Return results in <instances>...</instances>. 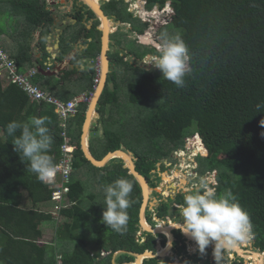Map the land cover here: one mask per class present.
Listing matches in <instances>:
<instances>
[{"label":"trees","instance_id":"16d2710c","mask_svg":"<svg viewBox=\"0 0 264 264\" xmlns=\"http://www.w3.org/2000/svg\"><path fill=\"white\" fill-rule=\"evenodd\" d=\"M144 1L146 10L157 9L164 15V20L170 21L169 26L182 34L190 54L191 71L183 88H177L152 71L142 72L137 85L127 86L128 103L130 101L136 108L145 104L152 106L153 110L143 121L141 133L152 142L154 149L146 156L128 149L138 158L136 170L148 177L158 160L173 149L184 148L185 141L198 134L205 148L203 169L208 166V171H217L218 194L231 190L237 196L241 206L250 214L255 245L264 250V109L262 112L256 110L258 103H264V0ZM21 3L16 0L14 4H19L26 25L34 29L44 15L40 14L38 6ZM25 30L24 27L21 31L22 37ZM20 48L18 57L21 60L15 56L11 58L17 73L22 74L19 71L21 62L29 54L27 47ZM4 77L9 82L5 87L1 83ZM68 78L65 80L67 85L72 84L69 81L74 78ZM44 87H48L51 95L69 100L65 94H57V84H44ZM119 100V92L115 89L105 90L101 97L100 112L101 115L106 114L102 120V136L96 134V128L90 140V151L98 160L124 146L116 132H106L104 128L110 113L117 116L118 108L123 106L117 105ZM86 109L85 104L79 106L76 116L68 121L64 139L54 108L43 102L30 103L18 85L12 83L6 71L0 68V133L5 132L10 121H27L33 116L48 117L50 123L47 126L54 138L51 149L54 162L58 166L63 158H70L71 172L84 164L91 166L80 149ZM12 139L11 136L0 135V264H57L56 257L49 256L50 246L37 243L42 237L41 226L50 221L55 222L56 239L60 235L74 242L70 253L60 255L61 264H111V255L116 251L143 253L146 249L153 250L154 243L139 244L135 241L140 189L121 161L113 160L99 170L109 175L110 183L119 178L132 182L130 197L135 201L129 215L131 231L125 235L122 233L125 238L118 242L114 239L106 241L103 234L99 235L97 252L93 254L80 233L84 220L90 218L88 211L80 205L84 196L82 182L70 179L69 175V181L63 185L68 188L65 199L71 204L62 208L59 206L61 203L51 198L59 184L41 182L28 171L13 151ZM156 139L162 140L163 145L159 147ZM91 144L97 146L98 153L93 152ZM62 147L67 149L66 154ZM200 166L198 168L202 171ZM23 191L30 202L28 208L20 206ZM51 204L55 205L54 210L38 208ZM56 213L59 223L53 218ZM105 225L103 223L102 227ZM102 250H109V254L99 256ZM132 261L133 257L123 254L117 263ZM144 263L157 264V261L151 259Z\"/></svg>","mask_w":264,"mask_h":264},{"label":"flooded vegetation","instance_id":"af4514ba","mask_svg":"<svg viewBox=\"0 0 264 264\" xmlns=\"http://www.w3.org/2000/svg\"><path fill=\"white\" fill-rule=\"evenodd\" d=\"M51 1L52 0H37L38 7H34L40 8V14L43 13L42 15L44 16L41 19L42 21L35 26V30L37 29V27H39V30L43 28L45 30L46 36L45 40L47 41L49 36L51 38H58L59 35L62 34L65 30H70L75 26L78 34L77 39L81 38V40H86V43H82V45H85L86 47L83 48V50L81 49V51L87 49V52L89 51L90 59L92 60V62L90 61L88 64L90 66H87V62H84L85 64H80V66L82 65L81 67H84L82 69L83 71L79 72V74L83 77L87 74L91 78L95 62H99V56L101 54V41L103 32H99V28H103L104 23L102 24V21L95 14H93L89 6L84 3L86 1L89 2L90 0H59V2H56L55 4H52ZM92 1H95L99 5L103 15L107 19L105 28L108 29L109 36L108 48L105 55L108 58V68L110 71L107 80L113 82L112 76L115 75V73L119 69H122V74L127 71V74L125 76H121L122 74H118L116 76L118 78L116 79L117 84L120 83L118 85L124 86L127 90V86L130 87L133 85H137L141 81V77L143 76L142 72L144 71H152L154 73H157V75H161L159 70L155 69L151 64L154 62V58L158 55V45L163 42L162 37L165 34L169 36L172 35L171 31L166 32L165 30H163V28L170 25V21L168 19L164 20V15L156 9V11L146 10L147 8L144 0ZM80 8L82 9L80 10ZM125 18H127V20ZM135 25L141 26L135 29ZM121 37L125 38L124 42L128 47L121 44ZM31 39L32 38H25L23 42L27 41V45L31 46ZM23 42L22 44L25 45V43ZM24 45L22 46L26 47ZM52 46L54 47V45ZM133 46L138 47L139 51H135L133 49ZM71 53L69 54V56L72 57L73 54ZM77 61L78 60L72 63L69 62V65H67L66 67L74 65L75 63L77 64ZM55 64L57 65L58 63ZM54 66L47 68L39 64L38 68H46L47 71H51ZM40 70L41 69H39V71ZM70 72L73 71L70 70ZM39 75L43 76L42 74ZM71 76L74 78V73H72ZM97 112L100 113V115L102 114L100 112V107L98 108ZM101 118L104 120L105 115H101ZM193 138L194 137L192 136L185 141L184 148H176L171 150L169 153L170 157L168 159L166 158L169 167L175 166L176 164L178 165L180 159L185 161L183 165L187 167L185 168V166H183L184 168L182 172L185 173L187 171L188 177L182 174V179L185 183L183 187H181L179 183V180L181 178H179L177 186L174 183V180L178 179L176 177L178 173L176 174L174 172L169 173L168 175L167 172H164L165 174L163 173L161 177L162 180L165 176L171 178L172 185H174L175 188L171 187V184H166L161 188V186L165 184L164 180L163 183H161L159 186L154 184L155 180H152V177L156 178L157 176L151 175V173L152 171H155L156 168H161L163 163H160L157 167L156 162L154 169L150 171L148 177L143 176L147 181L149 187L153 189L152 194L155 196V199H153V202L155 201V204L152 206V208H150L151 206L147 207L145 218L147 223L150 224L153 229H156L158 231L153 235L147 233L146 231L142 232V235L144 237L142 244L150 242L154 243L153 250H147H150V252H152L154 255H157L154 258L143 259L142 264H145V261H149L151 259H155L157 261V264H176V261L173 262L170 260V258H168V256L171 255L179 258V261H181L180 264H186L187 262V264H216L213 256L212 245H210L204 253H200L195 242L190 240L188 242V238L185 237L180 228H170L173 225H177L176 222L180 219L181 223L183 222L182 207L184 204V196L186 194H191V192L194 191H203L205 187L209 185L216 188L218 184L217 171L206 170L202 172L199 170L198 167L200 165L195 159L198 157L202 159L205 154V149L201 141L194 140ZM159 143L162 144L163 141L160 140ZM195 149L199 150L194 153ZM190 152L192 158L191 162L188 159ZM135 157L137 158L136 155ZM164 171H167V169H164ZM141 204L142 197L140 198L138 211ZM165 229L169 230L168 232H165L164 235L162 233H164ZM170 239H172V241ZM169 241L172 244L167 253L168 255H162L161 253L166 250L165 248ZM188 243L189 246H193L194 251H190V249L188 251ZM176 248L180 249V251ZM170 251H172V253H170ZM226 253L227 250L225 249L220 256L219 264H224V261L226 260ZM237 257L238 256L235 254V260L233 264H244V258H241L242 261H239L240 258ZM183 258H187L186 263L183 261ZM167 261L169 263H167ZM251 264H257V262L253 261Z\"/></svg>","mask_w":264,"mask_h":264},{"label":"clouds","instance_id":"9594fccd","mask_svg":"<svg viewBox=\"0 0 264 264\" xmlns=\"http://www.w3.org/2000/svg\"><path fill=\"white\" fill-rule=\"evenodd\" d=\"M162 41L163 42L158 45V55L154 58V62L151 65L155 69L159 70L164 79L172 82L177 88H183L186 85L185 78L189 76L191 71L188 46L180 32H176L175 34H172L170 36L165 34L162 37ZM100 62L101 61L99 56V62H95L93 74L91 77L92 89L86 92L89 100L88 102L78 104L77 113L79 106L82 104H85L86 108H88L89 102L100 80ZM40 69H42L43 71H47L46 68ZM31 71L34 72L33 76L36 74L39 75V70L32 69ZM95 79H97L96 83L94 82ZM109 83L111 84L110 87ZM116 85L118 86V84ZM116 85L114 81L112 82L106 80L103 93L107 89L109 91H113ZM122 87L124 88V86ZM41 90L51 95L49 92L43 89ZM118 92L120 97V94H123V91L120 89ZM101 97L99 99V106ZM262 109H264V103H258L256 105L257 112H262ZM48 123H50V121L46 116L39 118L33 116L27 121L13 120L6 125L5 132L0 133V135L11 136L13 138V151L19 155L21 162L25 163L28 171L34 173L37 179L41 182H49L53 184L55 183L54 176L56 175L57 165L54 162L53 155L51 154L54 138L50 134V129L47 126ZM95 129L96 128H94V130ZM17 133L19 134L17 135ZM193 137L194 140L201 141L198 134L193 135ZM161 160H165V162H163V164L165 165L164 169L170 168L167 164L166 158H161ZM159 164L160 163L157 161L156 165L159 166ZM56 178L58 177L56 176ZM63 187L65 186L63 185ZM65 188L68 192V188ZM132 188V182L125 178H119L113 183L106 185L104 188L105 210L102 213V222L106 224L107 227H110L116 232H123L126 229L129 219L127 210L132 203L129 198L132 192ZM67 192L62 193L58 201H56L57 203H61V205L59 206H61L62 208L67 207L71 204L65 199ZM182 216L183 222L181 223V219L176 222L179 227H176L175 225H173V227H176V229L180 228L185 237L188 238L189 236L195 242L200 253H204L205 250L210 245H212L213 256L216 264H219L220 256L225 249L227 250V253L225 256L226 260L224 261V264H233L235 260V254L238 256V251L234 249L239 245L242 246V251L250 250L251 254L257 253L258 255H260L264 253V250H260L255 245L256 237L252 231L253 225L251 222L250 214L241 206L237 196L234 195L231 190H225L223 193L218 194L216 188L209 185L206 186L203 191H194L191 192V194H186L184 196ZM148 225L153 228L150 224ZM135 228V241L140 242L141 239L143 242L144 237L142 235V232L144 230L138 229V222L135 225ZM162 234L165 235V232ZM146 251L150 252V250L147 249ZM230 252H232L233 254H230ZM170 253H172V251H170ZM108 254L109 250H102L99 253V256L104 257ZM241 258H243V256H240L239 261H242ZM56 259L58 264V261H60L61 258L58 256L56 257ZM244 264L250 263L244 260Z\"/></svg>","mask_w":264,"mask_h":264},{"label":"rangeland","instance_id":"374dc122","mask_svg":"<svg viewBox=\"0 0 264 264\" xmlns=\"http://www.w3.org/2000/svg\"><path fill=\"white\" fill-rule=\"evenodd\" d=\"M21 1L22 3L20 5H34L37 6V0H18ZM16 2V0H1V3L3 5L0 6V34L3 35L4 32H7L9 35H11L13 38L10 39L13 42L11 45H7L6 48H11V50L16 49L14 44L16 42H18V44H20V41L23 42V40L26 38V34L22 37V30H17L16 28L18 27L19 29H21L20 26H18V23L21 24V22L18 21L17 16L19 14H21L23 12L22 8H20L19 4L16 5L14 4ZM13 6V10L12 7ZM127 20V18H125ZM141 25H135L134 28L137 29L138 27H140ZM75 27V26H74ZM163 30H165L166 32L171 31L172 34H175L177 31L171 27V26H166L165 28H163ZM73 34L76 33L75 31H72ZM165 32V33H166ZM162 36H163V32H162ZM121 44L123 46H127V44L124 42L125 38L121 37ZM2 41H0L1 43ZM25 44H27V41L23 42ZM1 46V45H0ZM128 47V46H127ZM133 49L135 51H139L138 47L133 46ZM122 74V69H119L115 75L112 76L113 81L115 83V85L117 84V80L118 79L116 76L117 75ZM127 74V71L124 72L121 76H125ZM34 84H36L38 87L42 88L43 85L41 84L39 79H36V77H34ZM90 80V77L86 74L84 75L82 82L86 83L87 81ZM124 80V79H123ZM120 84V83H118ZM80 85L79 81L74 82L72 84H70V87H73L72 89H77V87ZM124 85V84H123ZM46 88V87H44ZM43 89V88H42ZM123 91V94H120V100H119V104L117 103V105H123L121 107L118 108V113L117 116L114 114V112L110 113L109 117L106 119L105 124H104V128L105 131H113L116 132L120 139H121V143L124 144V146L135 152V153H144L143 155L146 156L148 155L147 153H149L152 149H154L153 144L151 141L147 140L141 133V125L143 123V121L146 119V117L153 111H151V107H148L147 105H142L139 108H136L134 106L131 105L130 101L129 103L127 102V100H129L128 95H127V91L126 88L124 87H120V85H118V88H115V90L119 91V90ZM45 90L48 91V89L46 88ZM81 90V89H80ZM77 90L76 93H80L81 91ZM113 110V109H112ZM126 110V113L124 112ZM114 111V110H113ZM131 112V113H130ZM131 115V116H130ZM68 124V122H67ZM160 140L156 139V144L160 147L159 143ZM163 145V143H162ZM91 149L93 150V152L98 153L97 151V146L92 145L91 144ZM199 149H195L194 153H196ZM99 152H100V148H99ZM150 155V154H149ZM157 155V154H156ZM185 155V154H184ZM192 155H193V150H192ZM170 155L168 154L166 157H162V158H169ZM187 158V157H186ZM189 161L191 162V152L188 156ZM200 166V169H203V164L205 163V161L201 158H196L195 159ZM159 163H163L165 162V160H158ZM185 161H183L182 159L179 160L178 165L176 164L175 166H172L170 168L167 169V171H164V165L162 164L161 168H156L155 171H153L151 173V175H156V178L152 177V180L154 181L155 185H160L161 183H163L162 177L161 175L164 172H167V175L169 173H178L177 174V178L176 180H174V183L176 184V186L178 185V180L179 178H182V174L184 175H188L187 171L185 173L182 172L183 170V165ZM187 166H185L186 168ZM208 169V166L205 167L203 170L206 171ZM185 170V169H184ZM202 170V172H203ZM165 174V173H164ZM166 177V176H165ZM188 177V176H187ZM70 179H76L82 182L83 187H84V193H83V199L81 202V207L82 209H84L85 211H88V217L90 216L89 220H84V225L81 228L80 227V233H82V235L84 236L83 238L85 239L86 243H87V248L89 251H91L93 254H95L97 252V240H98V236L103 234V238H105L106 241H108V239H114L116 242L118 241H122L125 238V234H129L131 229H130V225H129V219H128V223L126 226V229L123 232H116L114 230H112L110 227H107V225H105V227L103 226V222H102V213L105 210V193H104V188L106 185L111 184L110 183V178L109 175H105V173H102L99 169H95L92 168L91 166L84 164L81 165L79 168H75L73 169V171L70 174ZM171 180V178H170ZM183 180V179H182ZM172 181V180H171ZM179 183H183V181L179 180ZM59 184V183H58ZM187 191V190H186ZM23 198L20 200V206L24 207V208H28L30 207V202L29 199L27 197L26 192H24ZM130 200L132 201L131 206L128 208L127 212H128V216L130 215V212L133 211V203L135 200H132L131 197H129ZM151 199H155V196L152 194L151 195ZM149 201V200H148ZM155 203V201H154ZM55 205L51 204L49 207H45V206H40L38 208L44 210V211H48L49 210H54ZM90 207H93L94 209H96V211L91 210ZM90 208V209H89ZM152 208V207H150ZM88 209V210H87ZM151 216V214H150ZM58 213H56L53 218L57 219V222L59 223L60 221L58 220ZM50 226L52 228V232L55 231L56 225L55 222L50 221V222H45L41 227L43 226ZM54 229V230H53ZM105 230V232H104ZM124 235H123V234ZM123 235V236H122ZM59 239L57 242V245H52L50 247L51 251H58L59 253H70L72 251V249L74 248V242L67 240L66 238H64L63 236L59 235ZM142 240L140 239V242H138L139 244H141ZM193 251V246H188V251ZM206 254V253H205ZM263 254V253H262ZM260 254V255H262ZM183 256V255H182ZM168 258H170L171 261H176V264H180L181 261H179V258H177L176 256H168ZM244 258V257H243ZM263 259V264H264V257ZM246 261H248L250 264L253 262L252 259L247 258L244 259ZM183 261L186 263L187 262V258H183ZM188 263V262H187ZM186 263V264H187ZM159 264H164V263H159ZM258 264V263H257Z\"/></svg>","mask_w":264,"mask_h":264},{"label":"water","instance_id":"95a60500","mask_svg":"<svg viewBox=\"0 0 264 264\" xmlns=\"http://www.w3.org/2000/svg\"><path fill=\"white\" fill-rule=\"evenodd\" d=\"M86 2L84 3L89 6L92 13L95 14L102 21V24L104 23V27L99 28L100 31L98 30L99 32H103L102 41H101L102 49H101V54H100V61H101L100 62V75H99L100 80H99L98 85L96 86L95 92L92 95V98L89 102L88 108L85 113V118H84L82 128H81L80 149L82 151L84 158L89 162V164L92 167L97 168V169L104 168L105 166L110 164V162L113 160H119L122 162L123 168L127 169L128 174L131 175L132 178L135 180L138 188L140 189V193L142 197V204L138 211V229L144 230L147 233L155 234L158 230L151 228L147 224L146 218H145L146 209L147 207H150L153 202V200L151 199L153 189L149 187L145 178L136 170L135 163L137 161V158L134 156V153L129 151L125 146L121 145L119 149L114 150L112 152H108L103 158L98 160L92 155L90 151V140L93 136L94 128H97L96 134L98 136H102V132H103L102 121H101L100 115L97 112V110L99 108V99L104 91L107 76L109 74V68H108L109 62H108V58L105 55L106 50L108 48L109 34H108V29L105 28V23L107 22L106 21L107 19L103 15L99 5L95 1H92V0H90L87 3ZM81 9L82 8H80V10ZM68 30H65L62 34L59 35L58 38L57 37L51 38L49 36L47 41L45 40L46 39L45 30L41 28V30L39 31V36L37 40L38 46L36 47L40 49L41 57L39 60L40 62L38 63L41 66L47 67V68L54 66L53 61H56V63L59 64L58 68H55V69L53 68L54 70L52 69L53 71L52 70L43 71L41 69L39 71V74L50 77V74L54 73L53 76L55 77L60 76L62 78L64 76L63 72L69 69L68 67H66L67 65H69V62L66 63L63 61L67 58L66 56H68L69 53L73 51L72 49L74 48V43L77 40L78 34H77V29H75V27H72L69 31ZM75 30H76V33L73 34L72 31H75ZM59 42H61L63 47H60ZM47 45H49L50 47L49 49H51L52 45H55L56 50L52 47V50L48 51ZM54 53H57V55L53 56L52 58H49L50 55L52 56ZM87 53L89 54V51L87 52V49H85L84 51L80 52L76 56V58L74 56L70 60L71 61L70 63H72L73 60L76 61V59H79V60L82 58L86 59V56L88 55ZM71 54H74V52H72ZM88 59H90V56L88 57ZM77 69L78 68L75 67V70ZM69 70L73 71L72 65H70ZM56 72H57V75H55ZM110 85L111 84L109 83V87ZM148 190H149V194H146ZM170 246H171V242L169 241L165 249L170 248ZM116 253L128 254L129 256H132L134 258V261L132 263H125V264H142L143 259L154 258L157 256L149 251H145L140 254L125 252V251H117ZM112 264H116V263L113 261Z\"/></svg>","mask_w":264,"mask_h":264},{"label":"crops","instance_id":"0c3cea01","mask_svg":"<svg viewBox=\"0 0 264 264\" xmlns=\"http://www.w3.org/2000/svg\"><path fill=\"white\" fill-rule=\"evenodd\" d=\"M47 1V0H46ZM56 2H59V0H52L51 1V3L52 4H55ZM43 5V4H42ZM17 18H18V21L19 22H21V24L20 23H18V26H20L21 27V29H19L18 27L16 28L17 30H22L24 27H25V32L27 33L26 34V38H32L31 39V42H30V45L31 46H28L27 44H22V42L20 41V44H18V42H16L15 44H14V46H15V48L16 49H14V50H11V48H6V46L7 45H11L13 42L11 41V39H10V37L11 38H13L11 35H9L7 32H4V34L3 35H1L0 34V41H2L1 43H0V47L4 50V52L8 55V57L10 58V59H12L11 57L12 56H15V57H18V55H19V51L21 50V46L22 45H24V46H26L27 47V49H28V54H29V56L23 61L22 60V62H24V63H22L21 62V68L19 69V71L22 73V74H28V72L29 71H31L32 69H37V70H39V68H38V62H40L39 60H40V57H41V53L39 52L40 51V49L38 48V47H36V46H38V43H37V40H38V36H39V27H37V29L35 30V28L34 29H32L31 27H29V26H27L26 24L27 23H25V17L22 15V14H19L18 16H17ZM73 22V21H72ZM10 36V37H9ZM28 40V39H27ZM86 43V40L84 41V40H81V38H78L77 40H76V42L74 43V48L72 49L73 51L72 52H74V54L72 55V57L71 56H66L67 58L63 61V62H71L70 60L75 56V58H76V56L80 53V52H82L81 51V49L83 50V48H85L86 46L85 45H82V43ZM22 44V45H21ZM59 45H60V47H63L62 46V44H61V42H59ZM23 47V46H22ZM49 47V45H47V48ZM53 47V46H52ZM55 50H56V48H55V45H54V47H53ZM59 48V47H58ZM20 49V50H19ZM61 49V48H60ZM48 51H51V49H49L48 48ZM70 54V53H69ZM88 54V53H87ZM57 55V53H55V54H53L52 56L50 55V58H52L53 56H56ZM88 57H89V54L87 55V57H86V60L85 59H76V60H78L77 61V64L75 63L74 65H72V67H73V69H75V67H78L79 68V70L77 69V70H73V72L72 73H74V79H73V81L74 82H77V81H79V83H80V85L77 87V89H72L73 87H70L69 85H67L66 83H64L65 82V80H66V78L67 77H72L71 76V72H70V66L68 67L69 69H67L65 72H63V74H64V76L61 78L60 76H53L54 75V73H51L50 74V77H48V76H40V75H34L33 77H32V79L34 78V77H36V79H39L40 80V82H41V84L43 85V87H44V84H49L50 86H53L54 84H57V94H65L66 96H68V98H69V100L70 99H73V98H75V97H78V96H80L81 94H83V93H86V92H88L90 89V87H91V85H92V79L90 78V80L89 81H87L86 83H84V82H82V77L83 76H80V74H79V72H82L83 70V67H81L80 66V64H82V63H84V60H85V62H87V66H90V65H88L89 64V62H90V60L88 59ZM19 58V57H18ZM78 58V57H77ZM20 59V58H19ZM13 60V59H12ZM21 60V59H20ZM72 62H75V61H72ZM56 62L54 61V64H55ZM85 64V63H84ZM55 68H58V64L56 65L55 64V66H54V69ZM55 75H57V72L55 73ZM5 78V77H4ZM4 78H2L1 79V83H2V86L3 87H5V86H7V84H9V82L6 80V78L4 79ZM64 81V82H62V81ZM73 81H69V82H71V83H73ZM30 82L32 83V84H34V80H30ZM60 83V84H59ZM34 85H36V84H34ZM19 88V90L23 93V90L20 88V87H18ZM47 89H48V87H46ZM46 88H44V89H46ZM81 89V90H80ZM77 90H80L81 92L80 93H76V91ZM45 91H47V90H45ZM48 92V91H47ZM71 95H75L73 98H72V96ZM24 97H25V95H24ZM30 101V103L31 102H33V103H35L34 101H31V100H29ZM38 103V102H37ZM47 111V110H46ZM48 111H50L49 109H48ZM52 213V212H51ZM54 230V229H53ZM41 231H42V237L40 238V239H38V241H37V243L41 246V245H45V246H47V247H51L52 245H57V242H58V239H56V237H55V233H56V228H55V231H53L52 232V228L50 227V226H43V228L41 229ZM44 247V246H43ZM48 253H49V256L51 257V256H53L54 255V257H60V255H61V253H59L58 251H51L50 250V248H49V250H48ZM120 256H122V254H120V253H113L112 255H111V264L113 263V261L115 262V263H117V261H118V259H119V257ZM58 264H60V261H58Z\"/></svg>","mask_w":264,"mask_h":264},{"label":"built area","instance_id":"2783aa9c","mask_svg":"<svg viewBox=\"0 0 264 264\" xmlns=\"http://www.w3.org/2000/svg\"><path fill=\"white\" fill-rule=\"evenodd\" d=\"M0 68H2L4 71H6L8 78L12 83H15L20 87L23 92L25 93L26 97L34 102H44L47 104H50L54 107L55 112L58 115L59 118V125L63 129V132L61 135L65 137L64 130L67 127V122L75 117L77 113V106L80 103L88 102V95L86 93L81 94L80 96L73 98L69 101H61L44 91H42L39 87L33 85L30 82V77L33 76L34 72L30 71L28 74H19L16 71L15 64L13 60H11L8 55L4 52V50L0 47ZM94 82H97V79L94 80ZM62 151L65 152L67 149L65 147H62ZM66 156V155H65ZM71 173V160L70 158H63L60 162V164L57 166L55 183H59V188L53 190L52 192V200L58 201L60 198V195L62 193L67 192V189L63 187V183H67L69 180V175ZM58 174V178H56ZM58 181V182H57Z\"/></svg>","mask_w":264,"mask_h":264},{"label":"bare ground","instance_id":"6f19581e","mask_svg":"<svg viewBox=\"0 0 264 264\" xmlns=\"http://www.w3.org/2000/svg\"><path fill=\"white\" fill-rule=\"evenodd\" d=\"M145 15V14H144ZM164 178V182H165V184H163L162 186H161V188L162 187H164L166 184H171V187H173V188H175L174 187V185H172V181L170 180V178L169 177H163ZM180 181H183V183H181L180 184V186L181 187H183L184 186V180H182V178L180 179ZM146 194H149V190L147 191V193ZM155 203L154 202H152V204H151V207L154 205ZM176 227H179L178 225H175ZM173 226H171L170 228H172ZM175 227V228H176ZM168 230L169 229H165L164 230V232H168ZM188 236V235H187ZM188 239L190 240V241H193L189 236H188ZM194 242V241H193ZM242 244H244V243H242ZM190 246H192V245H190ZM189 246V247H190ZM234 250H236V251H238V258H240V256H243L244 257V259H247V258H250V259H252L254 262H257L258 264H263V257H264V253L262 254V255H258L257 253H252L251 254V252H250V250H246V251H242V246L241 245H239L237 248H235ZM168 251H169V248H167L165 251H163L161 254L162 255H165V254H167L168 253ZM230 254H233L232 252H230Z\"/></svg>","mask_w":264,"mask_h":264}]
</instances>
